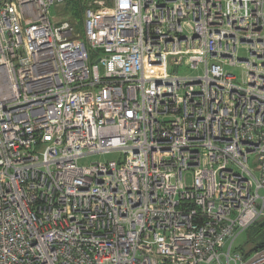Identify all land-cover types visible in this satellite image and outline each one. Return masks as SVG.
<instances>
[{
    "label": "built area",
    "instance_id": "obj_1",
    "mask_svg": "<svg viewBox=\"0 0 264 264\" xmlns=\"http://www.w3.org/2000/svg\"><path fill=\"white\" fill-rule=\"evenodd\" d=\"M67 1L0 0V264H264V0Z\"/></svg>",
    "mask_w": 264,
    "mask_h": 264
},
{
    "label": "rangeland",
    "instance_id": "obj_2",
    "mask_svg": "<svg viewBox=\"0 0 264 264\" xmlns=\"http://www.w3.org/2000/svg\"><path fill=\"white\" fill-rule=\"evenodd\" d=\"M105 1L106 5H110L111 1L110 0H102ZM95 0L89 1L86 5L85 8L88 6L95 5ZM75 4L73 1H67L64 3H60L57 5H54L51 8V15L53 16L54 21H60L61 19L69 20L74 27V30L79 32L81 36H84V14H83V21L82 23L79 21V19H75L72 17V10L75 8ZM85 11V10H84ZM238 53L240 57H246L247 52L246 49L242 46L238 49ZM99 55L91 51V58H90V65H93L96 63ZM228 70L236 74L237 76H241V69L238 67H228ZM179 75H195L198 73H202L203 69L200 67L198 69H193L189 65H180V66H174L173 64L169 65V72H175ZM253 158V157H252ZM114 159H119V155L116 152H110V153H105V154H95V155H90L87 156L83 159L80 160L81 164H88L94 161H99V160H114ZM262 227L263 228V236L261 237L264 239V220L254 223L247 229L241 231L235 241H234V246L235 250L242 252V250H247L248 248H251L254 241L256 239V233L258 229Z\"/></svg>",
    "mask_w": 264,
    "mask_h": 264
},
{
    "label": "trees",
    "instance_id": "obj_3",
    "mask_svg": "<svg viewBox=\"0 0 264 264\" xmlns=\"http://www.w3.org/2000/svg\"><path fill=\"white\" fill-rule=\"evenodd\" d=\"M71 1H73V3L75 4L74 5L75 8L72 10V17L75 19L76 18L79 19V21L82 23L85 7L87 3L92 0H71ZM262 236H263V228L260 227L256 233L257 240L254 241L251 248H248L247 250H242V254L244 256H248L254 251L264 248V239L261 238Z\"/></svg>",
    "mask_w": 264,
    "mask_h": 264
}]
</instances>
